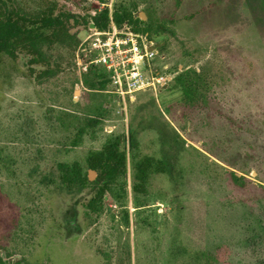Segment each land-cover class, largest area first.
Returning a JSON list of instances; mask_svg holds the SVG:
<instances>
[{"label":"rangeland","instance_id":"374dc122","mask_svg":"<svg viewBox=\"0 0 264 264\" xmlns=\"http://www.w3.org/2000/svg\"><path fill=\"white\" fill-rule=\"evenodd\" d=\"M59 3L92 16L137 3L141 19L168 24L151 36L170 70L204 72L207 83L192 104L173 83L123 106L108 87H89L71 48L52 52L61 70L51 78L31 56L0 55V264H264V0ZM67 112L99 113L103 130L72 148ZM111 133L126 135L127 175L89 218L91 194L66 189L58 165L85 162ZM146 157L168 172H152L137 193Z\"/></svg>","mask_w":264,"mask_h":264},{"label":"trees","instance_id":"16d2710c","mask_svg":"<svg viewBox=\"0 0 264 264\" xmlns=\"http://www.w3.org/2000/svg\"><path fill=\"white\" fill-rule=\"evenodd\" d=\"M68 1L81 6L86 0ZM85 9L87 13L80 15L60 5L59 0H29V3L28 0H0V55H6L13 61H17L21 54L31 56L28 64L42 67L38 77H55L61 67L58 64L52 65V52L68 47L72 49V58L73 56L75 58L81 40L77 38V33L72 32L74 29L85 27L89 30L90 23L93 22L96 28L104 30L109 24V8L94 16L90 14L88 8ZM113 19L119 26L129 23L137 32L159 36L169 31L167 23H160L150 13L148 20L141 19L137 3H132L130 7L121 4L113 11ZM31 72L33 74L36 70L31 68ZM82 76L93 79L92 82L84 80L89 87L109 88V80L100 68H91ZM173 83H175L174 89L183 94V99L192 104L194 100L199 99L201 87L206 86L207 76L206 73H199L194 69L184 70L165 88ZM66 115L70 126L74 127L75 137L71 140L72 148L79 146L85 136L103 130V115L99 113L83 117L70 112ZM230 122L238 123L232 118ZM249 123L251 124V120L245 121L248 127ZM128 144L133 152L138 148V133L134 129L129 131ZM127 163L126 135L111 133L99 150L88 153L85 162L77 160L61 162L58 165L59 179L70 191L87 190L91 197L85 203L86 214L89 218L98 217L103 210L105 195L125 179ZM87 169L98 174L96 181H90ZM135 169L134 190L142 193L146 189L151 173L155 171L167 173L168 163L162 160L155 162V159L146 157L135 166ZM231 174L236 180H246L245 176H239L237 172L232 171Z\"/></svg>","mask_w":264,"mask_h":264},{"label":"built area","instance_id":"2783aa9c","mask_svg":"<svg viewBox=\"0 0 264 264\" xmlns=\"http://www.w3.org/2000/svg\"><path fill=\"white\" fill-rule=\"evenodd\" d=\"M89 33L80 41L75 61L80 74L100 68L109 80V89L120 104L134 101L136 94H157L178 73L170 70L160 54L158 43L149 33L137 32L129 23L119 26L110 10L106 29L90 24Z\"/></svg>","mask_w":264,"mask_h":264},{"label":"water","instance_id":"95a60500","mask_svg":"<svg viewBox=\"0 0 264 264\" xmlns=\"http://www.w3.org/2000/svg\"><path fill=\"white\" fill-rule=\"evenodd\" d=\"M95 176H96V172L93 171V170H91L90 173H89V179H90V181H93L94 178H95Z\"/></svg>","mask_w":264,"mask_h":264}]
</instances>
